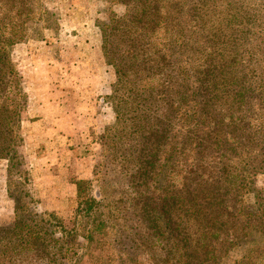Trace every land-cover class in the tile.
<instances>
[{
    "label": "trees",
    "instance_id": "16d2710c",
    "mask_svg": "<svg viewBox=\"0 0 264 264\" xmlns=\"http://www.w3.org/2000/svg\"><path fill=\"white\" fill-rule=\"evenodd\" d=\"M107 1L124 8L97 23L102 57L121 90L114 122L106 127L107 135L113 130L107 170L119 166L124 172L132 190L125 199H157L158 177L175 199L198 201L189 213L197 215L199 236L186 229L181 234L179 217L173 246L180 250L176 264H208L203 231L213 238L225 232L224 244L264 234V207L245 212L240 199L264 167V58L250 67V56L241 57L237 43L252 28L258 35L264 29L255 24L264 16V0ZM40 7L39 0H0V161L6 162L13 202L11 224L0 226V264L80 262L77 228H66L53 210L36 209L21 125L27 94L8 52L11 44L39 33L34 23ZM92 180H72L77 197ZM81 202L86 212L94 201ZM90 230L81 233L85 240ZM235 263L249 264L248 255Z\"/></svg>",
    "mask_w": 264,
    "mask_h": 264
},
{
    "label": "rangeland",
    "instance_id": "374dc122",
    "mask_svg": "<svg viewBox=\"0 0 264 264\" xmlns=\"http://www.w3.org/2000/svg\"><path fill=\"white\" fill-rule=\"evenodd\" d=\"M39 3L42 15L34 23L39 33L8 48L27 94L21 125L32 191L39 203L36 209L53 210L66 228H77L74 243L78 246L79 264H176L180 250L173 246L172 226L180 217L181 234L186 229L193 237L199 236L201 230L193 219L197 215L189 213L191 203L198 201L175 199L171 187L165 190L158 177L157 199H125L130 198L132 190L127 188L129 182L124 181V172L119 173V166L112 172L107 170L108 136L113 130L108 129L107 135L106 127L114 122L113 108L121 90L117 89L113 67L102 57L97 23L103 22L110 10L121 15L122 4L107 0ZM45 12L52 14L46 18ZM255 24L263 28L264 16ZM257 30L258 27L252 28ZM254 32L240 35L237 40L241 57L251 58L250 67L264 58V29L262 36ZM97 47L98 56L93 54ZM97 67L108 77L107 89L99 92L91 84ZM84 101L87 105L80 108ZM100 134L107 136L99 137ZM5 167L6 162L0 161V226L10 225L13 219ZM92 169L95 176L91 175ZM83 175L93 180L77 197L72 180ZM252 181L253 186L247 182L249 188L240 198L245 212L264 207V167ZM79 199H93L92 208L85 212L86 204H78ZM86 229H91L88 240L81 235ZM203 233L211 251L205 260L208 264H214L218 257L220 264H236L243 254L248 255L249 264H264L263 233L248 234L236 244H224L225 232H218L216 238L210 237L208 231Z\"/></svg>",
    "mask_w": 264,
    "mask_h": 264
},
{
    "label": "crops",
    "instance_id": "0c3cea01",
    "mask_svg": "<svg viewBox=\"0 0 264 264\" xmlns=\"http://www.w3.org/2000/svg\"><path fill=\"white\" fill-rule=\"evenodd\" d=\"M98 49H99V47H97V49L95 48V52H93V54H95V55L97 54V56L100 55ZM98 69H99V67L95 68V71H94L95 72L94 73V76H95L94 77V82L92 81V83H91L93 86L97 87V88H94V91H97V92L101 91L102 89H107V87H108L107 86L108 83H106V80L108 79V77L105 76V75H102V70L101 69L98 70ZM81 72H82L83 75H85V72L83 70ZM88 75H90V74L88 73ZM84 104L87 105V103H85V101L81 102V105H80L81 107L80 108H83ZM86 177H87V175H85V176L83 175V176H81L79 178H86Z\"/></svg>",
    "mask_w": 264,
    "mask_h": 264
}]
</instances>
